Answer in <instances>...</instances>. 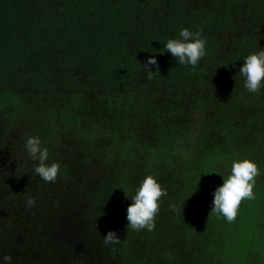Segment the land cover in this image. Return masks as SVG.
Instances as JSON below:
<instances>
[{
    "label": "trees",
    "instance_id": "1",
    "mask_svg": "<svg viewBox=\"0 0 264 264\" xmlns=\"http://www.w3.org/2000/svg\"><path fill=\"white\" fill-rule=\"evenodd\" d=\"M183 28L206 40L195 70L165 48ZM260 49L264 0H0V257L264 264V88L239 73ZM30 136L60 164L55 182L35 173ZM240 159L261 174L228 223L212 191ZM147 175L167 195L155 230L136 232L129 197ZM109 231L120 244L103 243Z\"/></svg>",
    "mask_w": 264,
    "mask_h": 264
},
{
    "label": "clouds",
    "instance_id": "2",
    "mask_svg": "<svg viewBox=\"0 0 264 264\" xmlns=\"http://www.w3.org/2000/svg\"><path fill=\"white\" fill-rule=\"evenodd\" d=\"M177 39H168L165 48L176 58L181 65H191L193 70L198 66L200 60L206 55V40L202 36V29L196 32L188 28L180 30ZM239 73L245 78L244 87L250 93H258L264 88V49L253 52L246 56ZM149 65H156L157 72L153 73ZM158 62L155 57H150L143 65L147 79L151 80L159 75ZM25 148L31 159L38 161L34 168L35 173L45 182L53 183L60 174V164L52 162L48 164L49 151L47 147L41 146V140L37 136L26 139ZM258 165L251 159L233 160L231 174L223 179V184L218 186L214 192L211 213L222 216L228 223L235 222L238 209L242 200L255 199L253 188L256 177L260 175ZM167 195V190L152 175H147L135 194L129 197L132 203L127 208V228L139 232L147 230L154 231L156 227V216L160 211L162 198ZM28 208L35 205V198H28ZM170 210L178 211L175 205H169ZM105 245L120 244L121 240L114 231H109L103 238ZM4 264H12L11 255H3Z\"/></svg>",
    "mask_w": 264,
    "mask_h": 264
},
{
    "label": "rangeland",
    "instance_id": "3",
    "mask_svg": "<svg viewBox=\"0 0 264 264\" xmlns=\"http://www.w3.org/2000/svg\"><path fill=\"white\" fill-rule=\"evenodd\" d=\"M215 190H216V189H214V190L212 191V196H214L213 194H214ZM212 201H213V199L211 200V203H212ZM258 204H260V201L250 202V204L248 205V207H250V208H249V211H248V213H249V217H254V216L258 215L257 210H258L260 207L255 208L256 205H258ZM251 208H254V209L252 210Z\"/></svg>",
    "mask_w": 264,
    "mask_h": 264
}]
</instances>
